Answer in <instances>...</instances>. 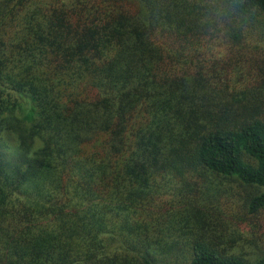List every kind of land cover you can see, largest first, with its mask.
Here are the masks:
<instances>
[{"label":"trees","instance_id":"obj_1","mask_svg":"<svg viewBox=\"0 0 264 264\" xmlns=\"http://www.w3.org/2000/svg\"><path fill=\"white\" fill-rule=\"evenodd\" d=\"M0 264H264V0H0Z\"/></svg>","mask_w":264,"mask_h":264}]
</instances>
